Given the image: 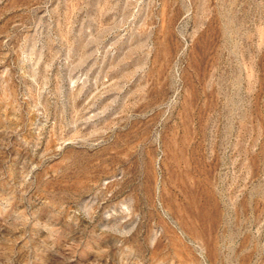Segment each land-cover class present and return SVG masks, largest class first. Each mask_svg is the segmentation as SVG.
<instances>
[{"label":"rangeland","instance_id":"374dc122","mask_svg":"<svg viewBox=\"0 0 264 264\" xmlns=\"http://www.w3.org/2000/svg\"><path fill=\"white\" fill-rule=\"evenodd\" d=\"M0 264H264V0H0Z\"/></svg>","mask_w":264,"mask_h":264}]
</instances>
